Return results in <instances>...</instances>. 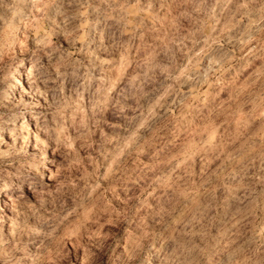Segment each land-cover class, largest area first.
<instances>
[{"label":"clouds","instance_id":"clouds-1","mask_svg":"<svg viewBox=\"0 0 264 264\" xmlns=\"http://www.w3.org/2000/svg\"><path fill=\"white\" fill-rule=\"evenodd\" d=\"M0 264H264V0H0Z\"/></svg>","mask_w":264,"mask_h":264}]
</instances>
